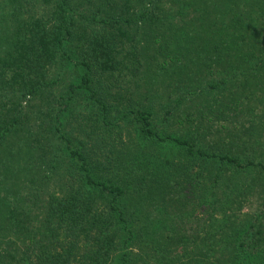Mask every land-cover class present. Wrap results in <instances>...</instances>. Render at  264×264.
<instances>
[{"label":"trees","instance_id":"trees-1","mask_svg":"<svg viewBox=\"0 0 264 264\" xmlns=\"http://www.w3.org/2000/svg\"><path fill=\"white\" fill-rule=\"evenodd\" d=\"M0 264H264V0H0Z\"/></svg>","mask_w":264,"mask_h":264},{"label":"rangeland","instance_id":"rangeland-1","mask_svg":"<svg viewBox=\"0 0 264 264\" xmlns=\"http://www.w3.org/2000/svg\"><path fill=\"white\" fill-rule=\"evenodd\" d=\"M79 73H80L79 69L76 70V69H74V67L68 68V71H67L68 77L70 76L69 78L75 80L76 83L78 82V76L80 75ZM67 85L68 84H59L58 86L61 89V91L64 92L66 87H67ZM59 92H60V90L57 93L59 94ZM62 92H60V93H62ZM27 100H28V102L25 101L24 104H28V103L32 104V105H30V107H33V104L39 103V101H37L36 99L27 98ZM64 120L65 119L63 118V121ZM60 130H64V126L63 125L60 126ZM8 140L12 141V137H9ZM195 226H196V220L192 219V218H189L187 220V223H186L187 229L193 228Z\"/></svg>","mask_w":264,"mask_h":264}]
</instances>
